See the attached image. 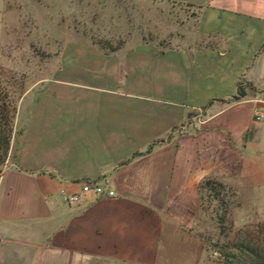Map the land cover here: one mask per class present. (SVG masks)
I'll list each match as a JSON object with an SVG mask.
<instances>
[{"label":"crops","instance_id":"0c3cea01","mask_svg":"<svg viewBox=\"0 0 264 264\" xmlns=\"http://www.w3.org/2000/svg\"><path fill=\"white\" fill-rule=\"evenodd\" d=\"M105 3L125 38L148 41L21 96L0 167V264H172L169 227L188 221L198 153L215 138L243 148L264 191V0ZM240 82L246 95L232 100ZM90 180L115 195L60 198Z\"/></svg>","mask_w":264,"mask_h":264},{"label":"rangeland","instance_id":"374dc122","mask_svg":"<svg viewBox=\"0 0 264 264\" xmlns=\"http://www.w3.org/2000/svg\"><path fill=\"white\" fill-rule=\"evenodd\" d=\"M105 2L4 1L0 14V104L9 106L0 117L2 128L12 116L13 132L20 98L38 80L80 69L83 59L92 54L113 55L126 44L148 41L125 38L124 15L118 17V7ZM154 41L160 46L165 43ZM193 119L192 133L202 129L198 117ZM3 135L1 132L0 142ZM247 165L243 148L231 144L227 148L216 138L211 154L198 153L200 179L196 200L188 203L190 217L177 229L176 224L169 227L166 242L172 264H218L239 238L255 236L264 221V191L251 188V166Z\"/></svg>","mask_w":264,"mask_h":264},{"label":"trees","instance_id":"16d2710c","mask_svg":"<svg viewBox=\"0 0 264 264\" xmlns=\"http://www.w3.org/2000/svg\"><path fill=\"white\" fill-rule=\"evenodd\" d=\"M246 95L244 88L241 86V82L238 84L237 92L231 98L232 100H239ZM9 104H0V117H2V112L7 113V107ZM10 114H13V109L8 110ZM10 118L7 117V123H5V128H2L0 124V133H4L2 140L0 142V164L4 162L8 147L10 143L12 126L10 123ZM218 264H264V221L258 227L255 236L246 235L236 242L235 247L228 252H225L223 259L218 262Z\"/></svg>","mask_w":264,"mask_h":264},{"label":"built area","instance_id":"2783aa9c","mask_svg":"<svg viewBox=\"0 0 264 264\" xmlns=\"http://www.w3.org/2000/svg\"><path fill=\"white\" fill-rule=\"evenodd\" d=\"M92 194L94 197L111 198L115 195L114 190L107 180H90L82 182L78 191L73 193H66L65 190L59 191L60 198L68 206L76 205L83 199V195Z\"/></svg>","mask_w":264,"mask_h":264}]
</instances>
